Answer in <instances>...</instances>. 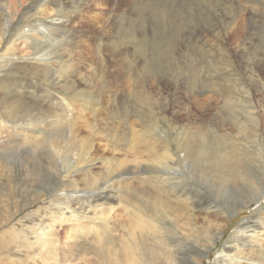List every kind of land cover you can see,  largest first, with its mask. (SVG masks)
Instances as JSON below:
<instances>
[{
    "label": "rangeland",
    "instance_id": "1",
    "mask_svg": "<svg viewBox=\"0 0 264 264\" xmlns=\"http://www.w3.org/2000/svg\"><path fill=\"white\" fill-rule=\"evenodd\" d=\"M7 24L0 66L29 46L53 87L7 73L25 108L0 111V264L63 259L79 242L88 253L68 264H137L141 246L155 253L144 264H165L157 245L179 242L164 237L167 211L151 203H178L166 198L183 195L177 185L194 187L210 212L241 199L193 176L192 145L208 167L262 172L264 0H0V35ZM36 188L51 195L35 198ZM137 198L149 204L142 227ZM253 212L229 219L209 263L240 223L264 225Z\"/></svg>",
    "mask_w": 264,
    "mask_h": 264
},
{
    "label": "bare ground",
    "instance_id": "2",
    "mask_svg": "<svg viewBox=\"0 0 264 264\" xmlns=\"http://www.w3.org/2000/svg\"><path fill=\"white\" fill-rule=\"evenodd\" d=\"M8 32H10L9 24H7L4 28V32L1 33L0 38L6 36ZM25 38L27 37L25 36ZM26 49L27 51L25 56L19 57L16 60L12 58L11 61L6 64L7 66H0V91L4 94V99L2 100V103H0V111L1 114H5L7 117L9 116V118L10 116L11 118L15 116L16 109H22L23 107L25 108V105L22 103L23 101H21V99H15L10 96L13 91L20 87V82H18V80H16L14 77L12 78L11 75L8 76V72H16L21 69H25L29 74H32L34 78L38 80L42 90H46L47 93H52L50 91V88L53 87L52 82H50L45 77L46 74L40 70L41 65L37 58L38 52L29 46ZM20 60H24L23 65L20 63ZM176 85L178 84L176 83L175 86ZM21 86H25V84ZM175 86L171 84L172 88ZM24 88L25 87H22V89ZM201 101H204V99H201ZM254 130L255 125H253L252 130H250V135L246 137L247 139L251 138ZM190 150L191 153L188 159H195V163H193V165L194 168L199 171V174H196L195 172L193 173L194 177L199 175L202 180L207 177L215 186L218 185L221 189H223L226 194L230 192L229 194L232 196L234 194L241 197V199L238 201L235 199V197L232 200L233 203H228V208L225 206L218 207V205H216L214 206L216 210L214 212H210L211 206L207 202V199L202 194H196L192 189L194 187L188 185H177V189L180 192L182 191L183 195L178 196L170 192L173 197L170 198L168 196L166 198L170 202L172 198L177 199L178 203L176 202L174 203L175 205H171L162 203V200L158 202L161 203L159 206L151 203L150 205L154 210L160 207L158 210H160L162 213L166 214L167 211L169 218L168 225H170L173 233H170L171 229L169 230L168 227L163 233V235L165 234L164 237H167V233H169L173 238H175L177 242H179L175 245L169 241L168 237L161 239V243L159 244L160 246H157L165 253L164 263L264 264V225L259 226V223H256L254 226L248 224L246 221L240 223L231 233L227 242L224 244L223 249L221 250V254H218L216 257L217 262H208V258L211 256L210 251L214 246H216L221 237H223L225 228L229 224V219L247 212H253L252 209H256V211L253 212L254 218L264 220V218H260V213L264 209L261 210L262 208L260 209L259 207L264 200V152L261 153L260 157L258 156V158H256L260 165L257 171L262 172L257 174L255 172L251 173L249 170H246V174L243 177L242 172H238L239 175H237L234 172L232 166H227L225 168L223 166L214 164V166L208 167L211 162L201 160L199 158V151L195 145H192ZM182 160L186 161L187 159ZM206 167H208V169H206ZM29 176L31 177L30 179L32 184L35 185V187H38L39 183L35 179L36 177H34L32 172L29 173ZM69 179V177L65 178L62 177V175L60 176L59 185L61 189L65 187V183ZM54 181L55 180L52 179V182ZM41 182L50 181L47 178H43ZM55 184L57 186V181ZM35 190L34 196L38 199L44 197L43 200H45L51 195H45L40 188H36ZM97 196L98 200L101 198L105 200V198L107 199L108 197V192L103 191ZM55 197L58 196L55 195ZM196 198H198V200H196ZM117 199L120 200L121 196H117ZM137 199L141 202V206L138 205V207L135 209L141 218V221H138L137 226L142 227L146 219L150 217L149 204L142 198ZM197 210L202 211L201 213L207 217L204 218L201 226L198 225V221L194 215V211ZM257 226H259L258 229ZM85 228L88 227L85 226ZM74 241L75 240H70L67 242V244H71L70 242ZM73 244H75V242ZM71 249H73V251H67L68 254L65 253L63 259H59L57 257V252H54L51 256V259L47 258L48 260H44L43 264H68L69 262L74 261L76 256L85 255L88 253L86 251H82L86 249L82 242H79V244L73 246ZM74 250H76L78 253L75 254ZM136 252L137 258H135V262H137V264H144V262L147 260H151L153 262V255H155V253L152 250V247L141 246ZM234 259H237V261Z\"/></svg>",
    "mask_w": 264,
    "mask_h": 264
}]
</instances>
